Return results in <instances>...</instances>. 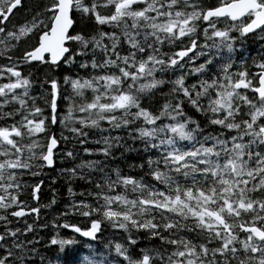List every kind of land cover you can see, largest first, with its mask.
<instances>
[{
    "label": "snow or ice",
    "instance_id": "1",
    "mask_svg": "<svg viewBox=\"0 0 264 264\" xmlns=\"http://www.w3.org/2000/svg\"><path fill=\"white\" fill-rule=\"evenodd\" d=\"M0 264H264V0H0Z\"/></svg>",
    "mask_w": 264,
    "mask_h": 264
},
{
    "label": "trees",
    "instance_id": "2",
    "mask_svg": "<svg viewBox=\"0 0 264 264\" xmlns=\"http://www.w3.org/2000/svg\"><path fill=\"white\" fill-rule=\"evenodd\" d=\"M54 174V173H53Z\"/></svg>",
    "mask_w": 264,
    "mask_h": 264
}]
</instances>
